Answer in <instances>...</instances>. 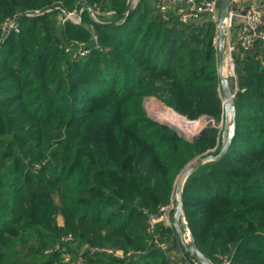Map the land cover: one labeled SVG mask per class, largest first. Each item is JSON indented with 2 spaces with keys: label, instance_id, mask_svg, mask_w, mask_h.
Returning <instances> with one entry per match:
<instances>
[{
  "label": "trees",
  "instance_id": "16d2710c",
  "mask_svg": "<svg viewBox=\"0 0 264 264\" xmlns=\"http://www.w3.org/2000/svg\"><path fill=\"white\" fill-rule=\"evenodd\" d=\"M56 1L85 7L83 22L59 24ZM126 1L0 0V264H65L54 248L69 234L67 247L74 256L83 252L81 264H176L150 242L148 218L173 200L189 162L210 148L220 152L223 132L206 127L187 140L152 119L143 100L154 96L193 120L221 117L217 23L208 15L164 19L146 4L126 16ZM89 6L125 21L96 22ZM8 16L20 32L2 38ZM72 41L90 42L92 53L74 59L66 51ZM261 54L259 43L235 53V139L228 154L197 168L183 186L193 241L214 264L223 256L231 264H264ZM86 227L144 252L120 258L84 251ZM168 229L158 226L160 235Z\"/></svg>",
  "mask_w": 264,
  "mask_h": 264
},
{
  "label": "built area",
  "instance_id": "2783aa9c",
  "mask_svg": "<svg viewBox=\"0 0 264 264\" xmlns=\"http://www.w3.org/2000/svg\"><path fill=\"white\" fill-rule=\"evenodd\" d=\"M156 9L162 14L164 19H168L173 13L176 14L180 20L191 21L198 18L200 15L210 16L216 23L217 29L220 20V3L222 0H155ZM241 0H232V8L227 17L224 25L225 29V40L226 50L230 55L235 54L237 51L242 50L243 52H249L255 48L256 44L259 43L261 46V63L264 66V0H260L255 4H251L248 7L240 5ZM237 4V6H235ZM85 7L79 8V15L77 20H74L75 24H81L83 22V12ZM92 17L96 22L106 23L103 18H109L116 14L115 10H109L104 12L100 7H87ZM77 10L70 13L71 16L75 14ZM38 14L39 11H36ZM33 15V14H30ZM69 16L65 17L63 23L69 20ZM235 26H239L238 39H234V32L232 31ZM1 30L4 34H9L12 31L20 32V26L18 20L14 17H7L1 23ZM93 38L92 42L97 48H100V38L95 29L92 26ZM93 48L90 46V42L72 41L66 48L68 53H71L74 59L84 58L92 53ZM200 119V118H199ZM205 118H202L197 124H203L201 128L205 127ZM192 122V121H191ZM199 131L197 133H199ZM196 133V135H197ZM175 209V201L172 200L170 203L161 206L158 214H152L149 216L147 221V234L150 242L160 248H166V244L162 242L161 235L158 230L159 224L170 227L172 225V217ZM74 240L72 234L65 235L62 237L60 243L55 246V250L61 251L65 264H81L84 261L83 252L79 255L74 256L67 247ZM54 249H49L50 252ZM84 251L88 250L91 253H102L114 255L116 257L125 258L126 254L123 250L113 249L107 246L86 244ZM223 264H231L232 261L228 256L221 257ZM195 263L198 262L193 260Z\"/></svg>",
  "mask_w": 264,
  "mask_h": 264
},
{
  "label": "rangeland",
  "instance_id": "374dc122",
  "mask_svg": "<svg viewBox=\"0 0 264 264\" xmlns=\"http://www.w3.org/2000/svg\"><path fill=\"white\" fill-rule=\"evenodd\" d=\"M258 1H260V0H241L240 5H242L243 7L244 6L248 7L251 4L257 3ZM126 3H127L126 16H129L132 11L136 10V8H138L140 4L142 6H143V4H146L148 9H150L152 7H156V1L155 0H127ZM51 6H55V8H61L62 9L61 12L57 13V15H56V19L59 22V24H63L64 18L68 17V16L70 17L69 20H71L72 22H74V20H77V18H78L79 9L76 6L73 7L72 5L71 6L64 5L60 1L54 2ZM51 6L46 7L44 9L49 8L48 9V12H49L52 10ZM235 6H237V4ZM75 10H77V12L75 14L73 13L70 16L69 14L74 12ZM8 17H10V16H8ZM201 18H202V16H201ZM103 21L106 23H117L118 24V23H123L125 21V19L118 20L117 17H114V18H106V19L103 18ZM238 31H239L238 29L233 30L235 40L238 39ZM5 35L6 34H4L2 31V38H4ZM214 44L218 48L217 32H216V37L214 39ZM225 67L227 68V71L224 74V70H223V74L221 76L220 70H219V55H218V72H219V77H220L219 93H220L222 104H223V113H222L221 117H219V118H217L216 116L210 115V114H204L202 117H200V119L205 118V120H206L205 121L206 122L205 127H216L219 129L220 132H223L228 127V124L231 123V120H229V122H227L226 118L224 116L225 98H226V96H228V92H230L233 95L234 101H235L236 93L241 88L240 75L238 72L239 64L237 62V58H236L235 54L230 55V53L227 52L226 48H225L224 68ZM222 78H226L228 81V88L227 89H225L224 86L222 85ZM143 101H144L143 102L144 107H145L148 115L152 119H154V118L161 119L160 115L162 116V118L166 117V114H164L163 110H160V108H158V107H160V105L164 108L172 109V108L166 106L163 102H161L158 98H156L154 96L146 97V98H144ZM153 103L155 105H157L158 107H156V106L152 107L151 105ZM172 110L180 115L176 118L178 121H180V124L179 123L174 124L170 121H168V122H170L177 129L178 133H182L185 136L184 138H186L187 140H193L196 136V133L199 131V129L196 128L195 126L192 127L191 125L195 123L194 121H198L200 119L198 118V119L193 120V119H190V118L186 117L185 115L177 112L174 109H172ZM162 120H164V119H162ZM215 149H216V147L210 148V149L204 151L202 154L196 156L191 162H189L186 167L188 168V167L192 166L197 160H199L200 158H202L206 155H210V154L214 155ZM186 167L184 168V170L181 172V174L179 175V177L177 179L176 190L172 196L173 200L175 201V209L177 207V197H178L177 193H178L180 180H181V178L185 172ZM56 202H58V199L56 200ZM175 209H174V211H175ZM58 221L62 225L63 217L59 216ZM180 229H181V232L175 226V214L173 212L172 225L165 232V234L163 232V235H161L162 242H164L166 244V248H163V249L161 248V249L163 251H165L170 257L174 256L175 254L178 255L180 253V254H182V258H183L182 260H185L186 262H188V264L190 262V264H191V262H194L193 260H195L196 257H194V255H192V254L189 255L190 251L188 249V246H189L190 242L193 241V238H192L188 223L184 217V214H183L181 221H180ZM85 232L90 234L89 240L85 244H88V243L92 244L91 242H94V241H96V242H99V241L100 242H109L111 244V245H109L110 247H112L113 249H117V250H123L126 254H128L127 255L128 257L133 256V255H139V254H142L144 252L142 249L137 250L135 248H131V249L126 251V249L124 247H122L123 242H124L123 239L116 237L112 234L109 235V238L103 237L99 234H96V232H93V227H86ZM105 234L106 233L104 231L103 235H105ZM190 236H191V238H190ZM72 250H73V248H72ZM20 251L22 253H25L26 247L25 246L21 247Z\"/></svg>",
  "mask_w": 264,
  "mask_h": 264
},
{
  "label": "water",
  "instance_id": "95a60500",
  "mask_svg": "<svg viewBox=\"0 0 264 264\" xmlns=\"http://www.w3.org/2000/svg\"><path fill=\"white\" fill-rule=\"evenodd\" d=\"M232 8V0H223L221 11H220V20L219 25L217 29V42H218V55H219V70L220 75L222 76L223 70H224V61H225V48H226V40H225V21L227 17L229 16V13ZM222 85L225 89L228 88V81L226 78H222ZM229 90V89H228ZM224 116L226 118V121L229 122L231 120V123L228 124V127L223 131L222 135V146L220 149V152L218 154H210L206 155L199 160H197L192 166L186 167L185 172L180 180L178 193H177V207L174 211L175 214V226L178 228V230L181 232L180 229V221L184 214V207H183V186L189 175H191L197 168L202 166L203 164L209 162V161H219L221 160L231 149V146L233 144V141L236 136V106L233 95L228 92V96L225 98L224 103ZM156 121L161 122L165 125L170 126L171 128L177 129L168 121L154 118ZM206 127L201 128L199 133L195 136V138L199 137L202 132L204 131ZM180 136L185 137L182 133H179ZM189 251L192 255H194L198 262L201 264H214L211 262L205 254L200 250V248L196 245L194 241H191L188 246Z\"/></svg>",
  "mask_w": 264,
  "mask_h": 264
},
{
  "label": "bare ground",
  "instance_id": "6f19581e",
  "mask_svg": "<svg viewBox=\"0 0 264 264\" xmlns=\"http://www.w3.org/2000/svg\"><path fill=\"white\" fill-rule=\"evenodd\" d=\"M227 67V66H226ZM224 68V74H225V72L227 71V68ZM227 74V73H226ZM152 107H158L157 105H155L154 103L151 105ZM158 108H160V110H163V112H164V114H168V115H171L172 117H174V118H177L178 116H180L178 113H176L175 111H172V109H171V111H167V110H165L163 107H158ZM160 118L161 119H164V120H168V119H166V117L165 118H162V116L160 115ZM192 127L193 126H195L196 128H200V127H202L203 126V124H197V122H195L194 124H192L191 125Z\"/></svg>",
  "mask_w": 264,
  "mask_h": 264
},
{
  "label": "crops",
  "instance_id": "0c3cea01",
  "mask_svg": "<svg viewBox=\"0 0 264 264\" xmlns=\"http://www.w3.org/2000/svg\"><path fill=\"white\" fill-rule=\"evenodd\" d=\"M234 29H239V26H235L234 28H233V30ZM232 30V31H233ZM190 238H191V236H190ZM171 258L173 259V261L176 263V264H188V262H186L185 260H182L183 258H182V254H175L174 256H171ZM189 264H190V262H189Z\"/></svg>",
  "mask_w": 264,
  "mask_h": 264
}]
</instances>
